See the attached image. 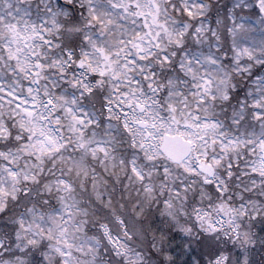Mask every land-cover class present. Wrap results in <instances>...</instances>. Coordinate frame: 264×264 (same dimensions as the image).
Returning <instances> with one entry per match:
<instances>
[{"label": "snow or ice", "instance_id": "snow-or-ice-1", "mask_svg": "<svg viewBox=\"0 0 264 264\" xmlns=\"http://www.w3.org/2000/svg\"><path fill=\"white\" fill-rule=\"evenodd\" d=\"M0 264H264V0H0Z\"/></svg>", "mask_w": 264, "mask_h": 264}]
</instances>
